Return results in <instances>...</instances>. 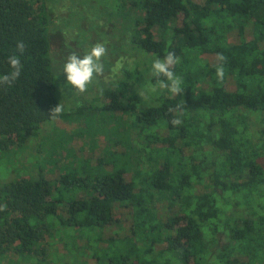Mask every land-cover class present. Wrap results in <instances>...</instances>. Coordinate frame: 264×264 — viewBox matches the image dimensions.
Instances as JSON below:
<instances>
[{
	"label": "trees",
	"instance_id": "trees-1",
	"mask_svg": "<svg viewBox=\"0 0 264 264\" xmlns=\"http://www.w3.org/2000/svg\"><path fill=\"white\" fill-rule=\"evenodd\" d=\"M120 8L148 67L104 89L99 111L126 115L128 138L97 156L68 145L65 157L49 151L28 171L15 169L20 177L0 184V257H16L12 264H264V0H122ZM45 11L43 0H0V75L11 70L9 56L22 63L14 84L0 87V157L68 118L49 117L60 79ZM169 51L180 58L173 71L184 92L159 90L142 100L137 89L155 83L152 60ZM217 53L227 57L223 81ZM178 105L182 123L173 126L169 109Z\"/></svg>",
	"mask_w": 264,
	"mask_h": 264
},
{
	"label": "rangeland",
	"instance_id": "rangeland-1",
	"mask_svg": "<svg viewBox=\"0 0 264 264\" xmlns=\"http://www.w3.org/2000/svg\"><path fill=\"white\" fill-rule=\"evenodd\" d=\"M121 1L43 0L45 13L50 23V53L55 74L57 75L60 71L70 50L83 53L99 41L106 42L108 48V55L104 59L105 76L99 78L97 84L90 86L88 92L73 94L71 88L67 86L65 74L61 72L58 75L60 79L58 100L64 103V113L68 114V118L58 119L54 124L44 126L38 137L29 140L28 148L18 149L15 154L9 152L0 157V184L10 178L13 173V178L20 177L21 172H16L15 169L24 168L28 171L29 162L30 164L35 162L39 156L44 157L49 151L65 157V149L70 145L75 151L83 148L85 152L81 151L79 155L97 156L106 146L111 145L113 140L128 138L125 126L128 120L126 115L109 116L99 111L101 97L99 89H108L114 83L129 80L131 71L145 72L148 67L142 63L144 58L131 46L129 40L132 18L121 8L117 9ZM66 44L68 47L65 46ZM148 73H150L149 70ZM78 109H82L80 114H77ZM68 138H72L70 143ZM58 142L68 144L67 146L56 145L55 149L49 146L51 143ZM41 144H45L42 152ZM121 145L116 148L118 152L121 150ZM122 158L124 159V156ZM13 161L16 162V166L11 167ZM127 177L129 179V176ZM119 217L123 219L121 226L126 228L127 213L122 212ZM11 257L12 255L0 257V264H12L11 261L16 257L12 259Z\"/></svg>",
	"mask_w": 264,
	"mask_h": 264
},
{
	"label": "clouds",
	"instance_id": "clouds-1",
	"mask_svg": "<svg viewBox=\"0 0 264 264\" xmlns=\"http://www.w3.org/2000/svg\"><path fill=\"white\" fill-rule=\"evenodd\" d=\"M68 47V45H65ZM25 43L18 41L16 44V50L20 54L25 51ZM108 55V48L106 42H96L92 44L83 53L75 50H70V54L66 56L63 64L60 67V71L57 76L62 72L66 76L67 86L72 90L73 94H84L88 92L90 86L97 84L99 78L105 76V63L104 59ZM217 64L215 65L216 77L219 81H223L225 78L224 64L227 61V57L223 53L216 54ZM180 62V58L175 52L169 51L163 57H156L152 60L150 76L154 79L155 83L151 80L137 89L139 96L142 100L149 98L148 94H158L159 90H167L172 96L179 95L184 92L185 80L183 77L177 75L173 69L175 65ZM8 65L10 71L6 74L0 75V87L11 86L20 77L22 71V63L19 56L13 54L8 57ZM63 88V86H61ZM103 92V89H99ZM65 111V105L62 100L50 110V119L55 121ZM175 111V116L170 120L173 126H178L182 123L181 106H177L175 110L169 109V112ZM6 205H0V211H4Z\"/></svg>",
	"mask_w": 264,
	"mask_h": 264
}]
</instances>
